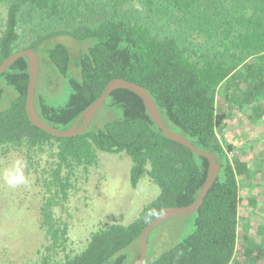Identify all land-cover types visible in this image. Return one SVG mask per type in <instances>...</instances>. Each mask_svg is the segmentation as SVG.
<instances>
[{
  "label": "trees",
  "instance_id": "1",
  "mask_svg": "<svg viewBox=\"0 0 264 264\" xmlns=\"http://www.w3.org/2000/svg\"><path fill=\"white\" fill-rule=\"evenodd\" d=\"M60 36L95 41L72 59L65 44L52 43ZM27 48L47 55L69 82L64 105L36 101L39 115L53 127L68 129L112 79L123 78L149 91L170 129L219 154L220 174L192 213L193 231L144 264H233L240 243L245 258L237 264L264 260V236L253 238L247 222L240 231L241 182L256 186L264 153L252 161L246 147L239 151L231 143L227 149L217 135L218 129L224 132L225 111L235 103L249 121L264 120V0H0V65ZM0 78L17 93L0 111V154L22 150L30 169L41 155L53 159L45 160L49 170L43 168L50 194L41 207L44 242L24 264H127L128 249L155 217L198 197L208 158L167 137L134 91L119 88L110 94L102 106L116 108L118 116L103 127L61 137L28 116L27 57ZM3 93L0 87V100ZM98 150L125 151L133 161L132 187L148 175L161 193L134 221L97 228L75 252L68 248L69 224L54 208L68 202L77 171L99 163ZM229 150L238 151L229 157ZM258 195H250L256 208Z\"/></svg>",
  "mask_w": 264,
  "mask_h": 264
},
{
  "label": "rangeland",
  "instance_id": "2",
  "mask_svg": "<svg viewBox=\"0 0 264 264\" xmlns=\"http://www.w3.org/2000/svg\"><path fill=\"white\" fill-rule=\"evenodd\" d=\"M94 41L93 38L77 40L69 36H60L53 39L52 43L65 44L73 59L82 51H87ZM39 55L41 63L35 89L37 105L42 100L52 105H64L70 95L68 79L47 55L45 57L43 52ZM0 87L4 90L0 100L2 111L11 105L17 93L2 78ZM117 116L116 108L104 105L94 116L90 129L103 127L105 122ZM228 125L227 131L223 133L217 130L218 138L223 139L224 147L227 148V145L232 143L239 151L246 147L248 155L264 153V120L253 123L245 116L242 118L235 116L229 120ZM98 156L97 165L88 166L87 170L79 169L72 177L74 185L70 190L68 202L63 207L54 208L55 215L69 224L68 248L75 252L86 247L91 234L97 228L113 223L129 224L134 221L145 205L158 198L161 193L160 187L148 175L141 178L136 188L132 187L130 172L133 161L125 151L98 150ZM16 159L27 162V153L22 150H11L6 155L0 154V173L11 167ZM46 159H49V162L53 160L49 155H41L40 163L34 162L35 168H25L28 179L26 185L11 188L0 179V264H24L26 260L34 257V253L44 242L41 207L45 198L50 195L46 186L49 176L43 174L44 167L50 169L46 165ZM261 176L263 178H260ZM256 177L259 178L258 180L255 178V182L258 181L256 186L252 183L249 185L247 181L241 182L243 202L240 209L242 218L240 231L245 232L247 222L250 225V235L262 241L264 173L259 171ZM256 193H259L256 196L257 208L250 202V195ZM193 219L194 214L178 215L156 226L150 234L147 262L153 261L163 250L189 235L194 229ZM240 245L233 264H237V261L242 262L245 258ZM140 249V240L128 249L127 264H132L137 259ZM259 264H264V260Z\"/></svg>",
  "mask_w": 264,
  "mask_h": 264
},
{
  "label": "water",
  "instance_id": "3",
  "mask_svg": "<svg viewBox=\"0 0 264 264\" xmlns=\"http://www.w3.org/2000/svg\"><path fill=\"white\" fill-rule=\"evenodd\" d=\"M23 56L27 57L28 59L29 77H30V81L28 85L27 101H26V110L30 120L35 126L55 136L71 137L80 134L90 126L94 116L98 112L99 108L110 96V94L116 89L125 88V89H130L135 93H137L138 95H140V97L143 99L145 103V106L149 114L154 119L156 124L162 129V131L167 137L171 138L174 141L186 145L198 155L208 158L209 169H208L206 181L201 187V190L196 200L192 204L187 206H172L164 209L143 229L140 236V244H141L140 254L132 264H144L149 252V237L152 230L156 226H158L161 222H163L164 220L170 217L192 214L195 213L201 207L206 195L208 194L209 190L212 188V186L214 185L215 181L217 180L220 174L221 163L218 160L219 154L209 150H203L197 147L182 132H178L170 129L163 121L159 108L155 103L153 97L149 93V91L143 85L123 78L112 79L106 86L104 92L79 115V117L68 129L59 130L53 127L52 125L48 124L46 121H44L37 111L36 100H35V89L38 78V72L40 68V58L36 50L32 48H27L6 58V60L0 65V75L13 62H15L18 58Z\"/></svg>",
  "mask_w": 264,
  "mask_h": 264
},
{
  "label": "clouds",
  "instance_id": "4",
  "mask_svg": "<svg viewBox=\"0 0 264 264\" xmlns=\"http://www.w3.org/2000/svg\"><path fill=\"white\" fill-rule=\"evenodd\" d=\"M26 162L23 159H16L11 167L6 168L0 173V179L9 187L16 188L20 185H26L28 179L25 175ZM151 214H156L154 211Z\"/></svg>",
  "mask_w": 264,
  "mask_h": 264
},
{
  "label": "crops",
  "instance_id": "5",
  "mask_svg": "<svg viewBox=\"0 0 264 264\" xmlns=\"http://www.w3.org/2000/svg\"><path fill=\"white\" fill-rule=\"evenodd\" d=\"M239 110H240L239 109V104L238 103H235V104H233L232 107L229 108V110H226L225 111L227 117L224 118V122H223V125H222V126H224V129H223L224 132L227 131L226 129L229 127L228 122L231 119L230 117H231L232 114L237 113L238 114L237 116H239L240 118H242V115H239V113H238ZM246 156L252 159V156L253 155H246Z\"/></svg>",
  "mask_w": 264,
  "mask_h": 264
},
{
  "label": "built area",
  "instance_id": "6",
  "mask_svg": "<svg viewBox=\"0 0 264 264\" xmlns=\"http://www.w3.org/2000/svg\"><path fill=\"white\" fill-rule=\"evenodd\" d=\"M236 150H231V151H228V155L229 157H233L234 154H235Z\"/></svg>",
  "mask_w": 264,
  "mask_h": 264
}]
</instances>
